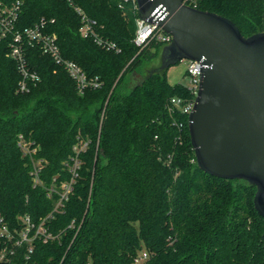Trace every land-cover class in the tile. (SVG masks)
<instances>
[{
    "label": "trees",
    "instance_id": "trees-1",
    "mask_svg": "<svg viewBox=\"0 0 264 264\" xmlns=\"http://www.w3.org/2000/svg\"><path fill=\"white\" fill-rule=\"evenodd\" d=\"M0 1L20 2L18 28L44 18L62 57L100 81L80 92L36 42L23 50L26 67L39 80L20 91L18 62L8 55L10 38H0V215L13 226L20 215L39 223L52 212L45 224L59 234L35 242V264H134L143 250L141 264H264L256 186L199 168L189 113L170 104L174 96L192 100L194 94L188 85L167 80L171 65L146 73L167 43L153 38L144 48L135 45L134 3ZM185 3L227 17L243 36L264 28V0ZM74 5L118 51L81 34ZM20 134L30 143L29 153L17 144ZM80 141L87 146L76 153ZM75 155L80 164L71 189L54 212L62 183L72 179Z\"/></svg>",
    "mask_w": 264,
    "mask_h": 264
},
{
    "label": "water",
    "instance_id": "water-1",
    "mask_svg": "<svg viewBox=\"0 0 264 264\" xmlns=\"http://www.w3.org/2000/svg\"><path fill=\"white\" fill-rule=\"evenodd\" d=\"M135 2L139 18L171 35L147 74L181 59L201 63L188 114L199 168L255 185L254 206L264 217V28L243 36L227 17L185 0Z\"/></svg>",
    "mask_w": 264,
    "mask_h": 264
},
{
    "label": "built area",
    "instance_id": "built-area-1",
    "mask_svg": "<svg viewBox=\"0 0 264 264\" xmlns=\"http://www.w3.org/2000/svg\"><path fill=\"white\" fill-rule=\"evenodd\" d=\"M71 4L73 0H68ZM131 1L134 7L137 8L135 0H124V2ZM123 4V3H122ZM120 3L119 6H122ZM20 9V2L16 1L11 4H4L0 1V38L9 37V52L8 55L18 62L19 70L21 72V79L18 83V90L26 91L30 83H35L39 80V75L34 71H30L24 60V46L25 44L40 43L43 52L49 54L56 63L61 64L72 79L80 92L86 88H96L100 86V81L97 77H88L83 69L73 60H68L62 57L59 46L57 44V35L54 32H46V20L41 18L40 21L33 26L24 28L17 27V18ZM74 9L80 14L82 19V26L80 32L83 36H93L97 43L109 49H118L116 44L112 41L103 39L95 31V21L89 19L83 10L74 5ZM53 19H51V22ZM169 43L171 35L164 32L156 23H149L139 17L136 18V30L133 42L138 48H144L152 39ZM188 60V59H187ZM188 65L185 69V74L188 77V87L194 94L192 100H184L180 97H172L170 99L171 106L180 108L183 112L189 113L192 110L194 99L197 94L199 86V78L201 71V63L196 60H188ZM24 152L31 151L30 143L27 142L20 134L17 143ZM87 146V141H80L73 150L78 153L84 150ZM34 151V150H33ZM72 179L68 182L62 183L63 191L58 196V199L53 208L54 212H58L67 199V193L71 189L73 177L76 175V168L79 167L80 161L75 155L73 158ZM33 163L34 179L38 180L39 163ZM52 212L49 213L39 223H34L28 214L19 216L20 224L11 226L2 215H0V264H35L32 260V254L35 248V242L41 240L48 242L59 237L50 230L45 221L52 217ZM74 222L69 223V227H73ZM147 257V252L142 251L134 259V264H141Z\"/></svg>",
    "mask_w": 264,
    "mask_h": 264
},
{
    "label": "rangeland",
    "instance_id": "rangeland-1",
    "mask_svg": "<svg viewBox=\"0 0 264 264\" xmlns=\"http://www.w3.org/2000/svg\"><path fill=\"white\" fill-rule=\"evenodd\" d=\"M154 62H156V59L154 60ZM188 62L189 61L187 59H181L177 63L172 64L166 72L167 80L170 83L181 82L187 85L188 77L185 74V69L188 65Z\"/></svg>",
    "mask_w": 264,
    "mask_h": 264
}]
</instances>
